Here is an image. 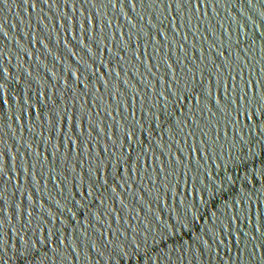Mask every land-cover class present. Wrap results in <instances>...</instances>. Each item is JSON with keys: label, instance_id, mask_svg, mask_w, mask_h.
I'll return each instance as SVG.
<instances>
[{"label": "water", "instance_id": "1", "mask_svg": "<svg viewBox=\"0 0 264 264\" xmlns=\"http://www.w3.org/2000/svg\"><path fill=\"white\" fill-rule=\"evenodd\" d=\"M0 264H264V0H0Z\"/></svg>", "mask_w": 264, "mask_h": 264}, {"label": "snow or ice", "instance_id": "2", "mask_svg": "<svg viewBox=\"0 0 264 264\" xmlns=\"http://www.w3.org/2000/svg\"><path fill=\"white\" fill-rule=\"evenodd\" d=\"M250 2H251V0H250Z\"/></svg>", "mask_w": 264, "mask_h": 264}]
</instances>
